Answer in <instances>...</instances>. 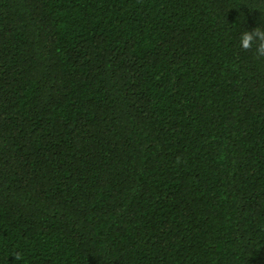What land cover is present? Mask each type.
Segmentation results:
<instances>
[{
	"label": "trees",
	"instance_id": "1",
	"mask_svg": "<svg viewBox=\"0 0 264 264\" xmlns=\"http://www.w3.org/2000/svg\"><path fill=\"white\" fill-rule=\"evenodd\" d=\"M255 27L264 0H0V264H264Z\"/></svg>",
	"mask_w": 264,
	"mask_h": 264
},
{
	"label": "clouds",
	"instance_id": "2",
	"mask_svg": "<svg viewBox=\"0 0 264 264\" xmlns=\"http://www.w3.org/2000/svg\"><path fill=\"white\" fill-rule=\"evenodd\" d=\"M253 42L256 44V53L258 57H264V28L255 27L251 30H245L240 34L239 44L244 49L251 48ZM17 254V258H18Z\"/></svg>",
	"mask_w": 264,
	"mask_h": 264
}]
</instances>
